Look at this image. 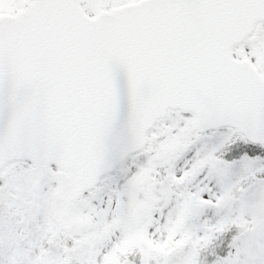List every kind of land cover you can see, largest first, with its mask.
<instances>
[{"label": "snow or ice", "instance_id": "obj_1", "mask_svg": "<svg viewBox=\"0 0 264 264\" xmlns=\"http://www.w3.org/2000/svg\"><path fill=\"white\" fill-rule=\"evenodd\" d=\"M0 264H264V0H0Z\"/></svg>", "mask_w": 264, "mask_h": 264}]
</instances>
